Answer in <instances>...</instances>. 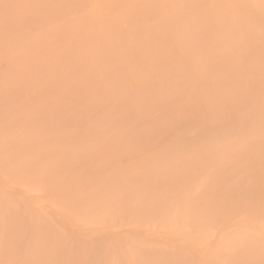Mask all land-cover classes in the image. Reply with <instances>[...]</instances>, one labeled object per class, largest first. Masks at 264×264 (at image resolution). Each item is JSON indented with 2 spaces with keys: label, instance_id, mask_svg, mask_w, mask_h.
Segmentation results:
<instances>
[{
  "label": "bare ground",
  "instance_id": "bare-ground-1",
  "mask_svg": "<svg viewBox=\"0 0 264 264\" xmlns=\"http://www.w3.org/2000/svg\"><path fill=\"white\" fill-rule=\"evenodd\" d=\"M0 264H264V0H0Z\"/></svg>",
  "mask_w": 264,
  "mask_h": 264
}]
</instances>
